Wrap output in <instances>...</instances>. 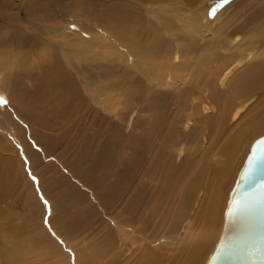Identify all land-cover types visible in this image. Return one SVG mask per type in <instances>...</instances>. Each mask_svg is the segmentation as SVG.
<instances>
[{
    "label": "bare ground",
    "instance_id": "6f19581e",
    "mask_svg": "<svg viewBox=\"0 0 264 264\" xmlns=\"http://www.w3.org/2000/svg\"><path fill=\"white\" fill-rule=\"evenodd\" d=\"M190 1L0 0V95L8 98L0 148L15 155L0 154V186L17 185L25 165L47 172L52 231L69 249L47 232L38 236L53 264H210L217 252L264 142V0ZM206 10L215 21V37L202 44L210 52L191 65L184 87H165V75L184 74V26L198 29ZM93 87H119L146 103L133 138L118 139L116 125L92 119L93 101L104 102ZM174 93L179 107L169 123ZM243 109L213 155L215 143L205 149L191 134V116L214 124L215 137L225 115ZM7 137L18 148L1 141ZM59 164L69 174L56 172ZM77 181L98 189L96 202L78 204ZM83 229L90 240L80 245ZM10 234L5 258L22 264L25 241Z\"/></svg>",
    "mask_w": 264,
    "mask_h": 264
},
{
    "label": "rangeland",
    "instance_id": "374dc122",
    "mask_svg": "<svg viewBox=\"0 0 264 264\" xmlns=\"http://www.w3.org/2000/svg\"><path fill=\"white\" fill-rule=\"evenodd\" d=\"M98 1L99 0H94L95 4L100 6ZM214 1L215 0H192L190 1V7H193L195 4H198L199 6L201 4L207 6ZM229 1L230 0H225L224 3L226 4ZM186 6L189 8V4H185L184 7ZM206 12V15H201L202 21L199 20L198 29H195L190 22L184 26V34L181 38L186 44H189L191 49L186 54L188 61L184 66V74L183 77L177 78L176 81L172 77L168 79V76L165 75L160 81V83L166 85L165 87H184L183 83L191 72V65L199 62V58L201 57L202 53L210 52L205 49V46L202 44L203 42H207V39L215 37L213 35L215 21H209V10H206ZM177 54L182 55V53L179 52H177ZM174 61H181V57H178V59H175ZM213 63L216 64L218 62L214 61ZM195 87H198V85ZM93 88V94L98 93L96 94L98 96L97 100L101 101V99H104V102L101 103V105H98L99 102L93 101L94 108L91 112L92 119L98 123L102 122L103 119H106L110 124L116 125L114 128L116 129V137L118 139L124 136L133 138L140 108L142 109L146 103L137 100L126 90L120 92L118 89L119 87H106V89L101 87ZM118 92L121 94L120 99ZM200 93V91L196 92V94L199 95ZM176 94L177 93H174L172 99L170 100L171 114L168 118L169 123L175 120V114L177 113V108L179 107ZM2 97H4L7 103H0V109H3V106L8 104V98L5 96ZM247 111L248 109L236 111L230 117V112H228L225 115L226 119H224V122H220L221 125L225 126L224 130L220 133L216 132L215 137L213 136V129L215 127L214 124L208 120L205 122L202 121L203 119L197 120L194 118V116H191L192 119H188V122H190L191 125V134H195V138H198V135L200 134L201 142L205 149L215 143L211 148V154L213 155L223 144V140L229 135V133L237 130L242 122L241 117L244 116ZM0 117H2V114H0ZM196 120L199 123H197ZM100 126L102 127V124H100ZM0 134L3 135L1 130ZM8 140L11 141V143H13L16 148H18L13 140V137H7L4 139L1 138V141L3 142ZM128 144L131 145L132 141L128 140ZM120 146V142L115 145L113 150L114 157L119 158ZM185 146H187L188 150L191 152L193 151V144L191 143V140H189ZM0 154L15 156L11 150H7L4 147L2 149L0 148ZM19 154L23 158L22 153L19 152ZM59 166L60 167L57 168L56 172L61 171L65 174H69L68 166H63L61 164H59ZM20 174L23 175V179L20 180L17 185H11L10 187L0 186V264H8L7 258H5V249L10 244V238L8 235L9 231L12 233L10 235H13L14 239L18 241L20 245H22L21 241H25V258L22 259V261L20 260L22 264L23 262H25V264H53L52 259L55 260V257L43 254V249L46 248L45 243L43 247H39L35 243L38 241V236L40 237V235L47 232L50 236H53L57 239L65 251H68L69 249L64 247L62 241L58 239L52 231L53 228L50 223V218L53 212V203L42 188V184L45 177L47 176V172L42 174V172L39 173L37 167L32 168L29 165H25L23 172H20ZM74 180L76 181V179ZM77 183L84 191V196L78 201V204L83 205L87 202L97 201L98 189H92L90 186H87V184H84L81 181H77ZM62 187L63 185L58 186L59 189ZM78 239L80 241V245H84L85 241L87 242L90 240L89 230L83 229V232L79 233ZM26 251L28 253H26Z\"/></svg>",
    "mask_w": 264,
    "mask_h": 264
},
{
    "label": "water",
    "instance_id": "95a60500",
    "mask_svg": "<svg viewBox=\"0 0 264 264\" xmlns=\"http://www.w3.org/2000/svg\"><path fill=\"white\" fill-rule=\"evenodd\" d=\"M248 199L247 211L232 207L223 239L210 264H264V142L258 148L235 201Z\"/></svg>",
    "mask_w": 264,
    "mask_h": 264
},
{
    "label": "snow or ice",
    "instance_id": "6c2138e0",
    "mask_svg": "<svg viewBox=\"0 0 264 264\" xmlns=\"http://www.w3.org/2000/svg\"><path fill=\"white\" fill-rule=\"evenodd\" d=\"M0 103H7V101L4 99V97L0 96ZM249 207L250 202L248 199L233 202V208L237 214L240 212L247 211Z\"/></svg>",
    "mask_w": 264,
    "mask_h": 264
}]
</instances>
